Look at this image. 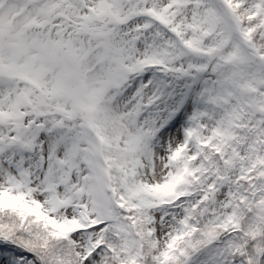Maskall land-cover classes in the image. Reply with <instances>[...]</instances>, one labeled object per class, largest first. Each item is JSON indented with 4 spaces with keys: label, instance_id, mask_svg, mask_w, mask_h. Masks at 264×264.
I'll return each instance as SVG.
<instances>
[{
    "label": "snow or ice",
    "instance_id": "1",
    "mask_svg": "<svg viewBox=\"0 0 264 264\" xmlns=\"http://www.w3.org/2000/svg\"><path fill=\"white\" fill-rule=\"evenodd\" d=\"M0 264H264V0H0Z\"/></svg>",
    "mask_w": 264,
    "mask_h": 264
}]
</instances>
